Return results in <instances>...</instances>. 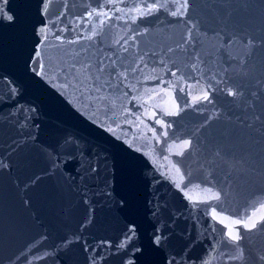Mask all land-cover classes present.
<instances>
[{
	"label": "water",
	"instance_id": "obj_1",
	"mask_svg": "<svg viewBox=\"0 0 264 264\" xmlns=\"http://www.w3.org/2000/svg\"><path fill=\"white\" fill-rule=\"evenodd\" d=\"M182 3L0 0V264H264V0ZM109 58L108 106L62 71Z\"/></svg>",
	"mask_w": 264,
	"mask_h": 264
},
{
	"label": "snow or ice",
	"instance_id": "obj_2",
	"mask_svg": "<svg viewBox=\"0 0 264 264\" xmlns=\"http://www.w3.org/2000/svg\"><path fill=\"white\" fill-rule=\"evenodd\" d=\"M114 0H109V3H113ZM188 0H183V3L180 5V7L176 10L173 11L171 14L173 16H176L183 8L187 6ZM159 7H163V5H158L157 3H152L150 7L145 6L144 8H136L134 9L136 12L140 13V15H148L151 14L155 11H158ZM120 9H117L119 11ZM93 15H96L98 17H102L99 21V26L102 28L103 25L107 22L108 19H110L108 12H101V11H96V12H89L88 16L91 17ZM8 20H12L11 16L7 17ZM135 19V17H133ZM97 35L96 28H93L92 35L88 37V39H92L93 36ZM189 39H190V34H189ZM75 41H69V43H74ZM119 43V41H117ZM127 51V49H125ZM171 51V49H169ZM39 55V53H37ZM110 63L112 65V68L110 69L108 65L104 63L103 60L98 61L97 64L93 65L91 62H79L75 61L73 62L67 69H62V71H68L73 79L77 82V85L79 86L80 89L86 90L89 94L90 97H92L95 101H98L101 104H104L105 106H108L112 102L109 101V95L105 94L107 92H111L113 90L112 87V78H113V72H115V65L117 64L116 60H111ZM141 61L143 60V57L140 58ZM79 65V66H78ZM43 66L41 65V68ZM144 67H147V64L144 65ZM195 67V65H193ZM140 68V65L138 64L135 68H132L131 71L135 73L138 69ZM128 69L124 68L123 71L120 72H115L116 77L126 80L127 79V74H128ZM105 75H107V79L105 78ZM171 75L175 76L176 72H172ZM118 87V86H117ZM171 88L172 85H169ZM264 80L257 81V88L254 91H251L250 96L252 99L248 101L249 106H254L256 101L259 99L264 98ZM160 93L157 92L156 95H159ZM229 96H237V95H243L242 92H237L233 91L232 89H228ZM153 96H149L148 100L153 99ZM134 99H139L138 97H134ZM210 96L209 92L206 89H201L198 95L193 96V102L197 103L200 101H209ZM148 101H145L147 103ZM168 114H174L172 112H169ZM256 121H261L262 126H264V119L260 115H256L254 118ZM160 122V121H158ZM162 123V122H160ZM252 125H249L251 127ZM190 145V141H184L182 145L179 147L181 148H188ZM182 154V153H178ZM209 197L212 199H219L218 194H212L209 190ZM122 206H127V201L124 200L123 198L120 201ZM264 209V203L260 205V209H257L253 211L250 215H248L246 218H241V219H236L232 220L231 223L233 225H240L244 229L251 231L253 229L257 228L258 223L264 221V215H257V213L261 210ZM217 217V214L213 212V218L215 219ZM129 239H131L132 236L135 235V225L130 224L128 228V233L126 234ZM228 237L229 240L238 243L239 240L241 239V236L239 234L238 229L233 230L229 229L228 231ZM160 242V237H155L153 240V243L156 245H159ZM239 258V257H237ZM261 259H264V257H261ZM169 264H172L170 261Z\"/></svg>",
	"mask_w": 264,
	"mask_h": 264
}]
</instances>
